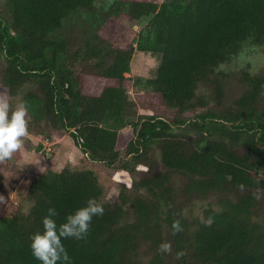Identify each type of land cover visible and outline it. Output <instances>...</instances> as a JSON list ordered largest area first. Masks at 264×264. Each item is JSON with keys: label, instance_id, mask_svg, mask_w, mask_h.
<instances>
[{"label": "trees", "instance_id": "1", "mask_svg": "<svg viewBox=\"0 0 264 264\" xmlns=\"http://www.w3.org/2000/svg\"><path fill=\"white\" fill-rule=\"evenodd\" d=\"M98 1L6 0L1 85L30 106L29 128L63 131L82 163L145 170L113 203L93 165L34 175L22 194L27 212L0 218V264H40L30 237L43 230L47 210L63 223L90 197L105 211L84 239L63 241L71 264H264V79L242 72V94L223 108L220 71L246 44L264 51V0L131 1L151 40L139 34L136 46L121 49L93 34L70 53L59 34L64 23L78 11L92 14ZM135 51L160 56L142 99L129 96ZM89 66L97 91L84 88ZM210 101L219 110L193 119L141 114H184ZM1 177L0 193L8 194ZM163 242L170 252L158 251Z\"/></svg>", "mask_w": 264, "mask_h": 264}, {"label": "rangeland", "instance_id": "2", "mask_svg": "<svg viewBox=\"0 0 264 264\" xmlns=\"http://www.w3.org/2000/svg\"><path fill=\"white\" fill-rule=\"evenodd\" d=\"M131 1L135 0H99L93 13L78 11L64 23V27L59 33L62 38H67L69 52L75 49L82 41L89 39L93 34L97 35V42L111 43L121 49H128L130 45L136 46L139 34L141 39L149 41L152 39V30L148 25V20L135 19L130 14ZM155 2H168L169 0H148ZM183 1L184 0H178ZM6 0H0V18L9 22V17L5 8ZM95 19V21H92ZM98 30V33H96ZM136 39V40H135ZM135 40V41H134ZM160 56L154 53L135 51L130 62L129 96L131 98H143L144 94L150 92L145 81L152 79L157 71ZM6 63L0 54V80L2 71ZM220 71L225 75L222 80L225 99L222 107L231 106L232 102L242 94L243 86L239 82L242 72H248L253 76L264 79V51L250 44L244 45L240 52L226 65L220 67ZM90 66L84 68L82 73L85 78L84 88L87 91H97L99 83L93 78L95 73ZM211 90L200 86V94L208 96ZM0 96L8 99L12 110L21 102V96L10 98L5 94L0 81ZM136 101V100H135ZM219 110L213 101H210L205 108H197L192 112L176 114V112L163 113L161 110L150 112L142 110L141 114L162 115L168 118L193 119L196 115L206 111ZM29 134L24 138L23 148L15 152L11 159L0 161V177L9 190L8 194L0 193V218L13 215L15 213H25L29 209L30 203L22 196L26 186L34 177L47 169L60 171L65 165L80 166L93 165L88 161L82 163L83 155L76 148L72 139L63 131H51L48 126H30ZM50 136V139H46ZM155 157L156 153L153 152ZM151 156L152 159H154ZM39 159L40 164H34ZM44 167L40 172L39 168ZM95 167V165H93ZM96 170L100 174L101 184L104 187L106 199L113 203L121 185L130 186L134 178H139L140 173L145 169L140 167L130 173L120 169H105L96 164ZM139 174V175H138ZM200 205V204H199Z\"/></svg>", "mask_w": 264, "mask_h": 264}, {"label": "clouds", "instance_id": "3", "mask_svg": "<svg viewBox=\"0 0 264 264\" xmlns=\"http://www.w3.org/2000/svg\"><path fill=\"white\" fill-rule=\"evenodd\" d=\"M29 109L28 103L23 101L12 110L8 99L0 96V161L11 159L15 152L23 148L24 138L29 134ZM34 164L39 165L40 160L37 159ZM39 170L42 172L44 167ZM104 211V205L95 197H90L82 207L68 214L64 222L58 224L55 219L57 210L50 207L41 221L43 230L30 237L32 256L40 264H71L63 241L69 238L84 239L93 217L102 216ZM172 227L174 232L181 230L179 221L174 222ZM158 251L170 252L171 243H161Z\"/></svg>", "mask_w": 264, "mask_h": 264}]
</instances>
